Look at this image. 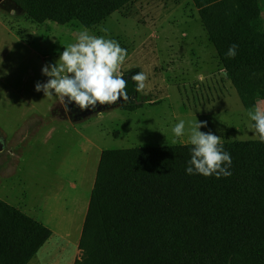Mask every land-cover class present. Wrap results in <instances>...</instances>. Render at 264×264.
Returning <instances> with one entry per match:
<instances>
[{"label":"rangeland","instance_id":"1","mask_svg":"<svg viewBox=\"0 0 264 264\" xmlns=\"http://www.w3.org/2000/svg\"><path fill=\"white\" fill-rule=\"evenodd\" d=\"M264 19V0H259ZM84 27L29 19L0 0V198L51 228L27 264H74L100 153L106 148L189 143L190 127L224 140L256 139L253 121L230 79L221 73L192 0H133L87 28L127 50L120 71L146 74L145 88L129 100L69 111L37 92L49 79L42 67L59 59ZM106 28L107 33L100 31ZM6 73V74H5ZM67 102V98H65ZM261 103V100H260ZM264 109V108H263ZM185 121V133L173 126Z\"/></svg>","mask_w":264,"mask_h":264},{"label":"trees","instance_id":"2","mask_svg":"<svg viewBox=\"0 0 264 264\" xmlns=\"http://www.w3.org/2000/svg\"><path fill=\"white\" fill-rule=\"evenodd\" d=\"M11 1L37 22L91 28L133 0ZM192 2L242 104L256 107L264 99L259 0ZM233 44L237 54L229 58ZM131 76H123L130 96L138 93ZM138 106L131 98L122 108ZM221 143L232 163L231 175L220 178L186 173L190 143L103 149L74 264H264V143ZM50 234L0 198V264H27Z\"/></svg>","mask_w":264,"mask_h":264},{"label":"clouds","instance_id":"3","mask_svg":"<svg viewBox=\"0 0 264 264\" xmlns=\"http://www.w3.org/2000/svg\"><path fill=\"white\" fill-rule=\"evenodd\" d=\"M100 31L107 33L106 28ZM238 45H231L226 55L229 58L236 56ZM127 56V50L122 48L118 41L108 39L104 35H94L87 28L78 32L76 42L64 46L59 59L54 63L45 64L42 74L49 79L47 82H37L35 90L43 91L45 97H53V90L65 112L70 109L69 104L75 103L81 110L89 107L95 109L99 105H112L122 98L129 100L127 81L120 71L121 65ZM6 74V73H5ZM147 76L140 71L131 76L135 83L136 92L145 88ZM67 98V102H65ZM248 116L255 123L252 125L258 141L264 143V109L256 107ZM207 127V121H197L191 125L189 143L191 158L188 161L186 173L215 175L227 177L231 173V155L224 150L221 136L211 131L202 132ZM175 137L185 133V121H178L172 128Z\"/></svg>","mask_w":264,"mask_h":264},{"label":"crops","instance_id":"4","mask_svg":"<svg viewBox=\"0 0 264 264\" xmlns=\"http://www.w3.org/2000/svg\"><path fill=\"white\" fill-rule=\"evenodd\" d=\"M219 69H220L221 73H223L224 76L228 78V76H227V74H226L224 68H222V67L220 66ZM228 79H229V78H228ZM256 107H260L261 109H263V108H264V99L261 100V103H260V100L257 101V105H256ZM256 107H255V108H256ZM40 221H41V220H40ZM41 222H42V221H41ZM42 223H43V222H42ZM44 224H45V223H44ZM45 225H47V224H45ZM48 227H49V226H48Z\"/></svg>","mask_w":264,"mask_h":264},{"label":"water","instance_id":"5","mask_svg":"<svg viewBox=\"0 0 264 264\" xmlns=\"http://www.w3.org/2000/svg\"><path fill=\"white\" fill-rule=\"evenodd\" d=\"M5 147V140L3 137H0V151H2Z\"/></svg>","mask_w":264,"mask_h":264},{"label":"flooded vegetation","instance_id":"6","mask_svg":"<svg viewBox=\"0 0 264 264\" xmlns=\"http://www.w3.org/2000/svg\"><path fill=\"white\" fill-rule=\"evenodd\" d=\"M129 95V94H128Z\"/></svg>","mask_w":264,"mask_h":264}]
</instances>
